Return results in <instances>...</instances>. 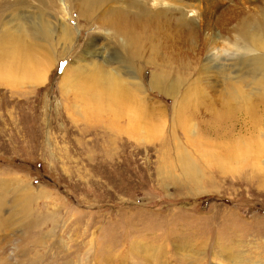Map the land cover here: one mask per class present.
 Masks as SVG:
<instances>
[{"label": "rangeland", "instance_id": "rangeland-1", "mask_svg": "<svg viewBox=\"0 0 264 264\" xmlns=\"http://www.w3.org/2000/svg\"><path fill=\"white\" fill-rule=\"evenodd\" d=\"M16 1L0 0V31L22 11L28 36L17 46L7 34L5 50L25 46L16 66H47L50 73L43 82L0 84V212L13 226L26 202L24 188L33 195L29 209L54 218L29 234L38 242L27 247L37 264H264V155L254 166L252 157L235 158L229 148L234 140L264 137V49L249 58L235 49L244 27H264V0H116L97 12L98 21L64 0L77 37L71 48L57 32L60 0L17 7ZM145 5L151 15L169 11L159 23L153 17L151 38L144 31L134 63L159 114L154 111L149 132L129 135L116 130L130 124L125 117L110 128L109 119L66 95L60 79L69 66L66 82L79 78L77 66L92 64L81 55L88 37L107 46L112 32L104 17ZM29 11L46 15V29L55 33L51 45L31 32L41 19ZM152 77L177 83L176 99L153 91ZM227 93L242 97L232 115ZM244 95L253 116L240 112L247 108ZM74 102L81 112L70 108ZM16 230L0 232V248L10 264H27L14 244Z\"/></svg>", "mask_w": 264, "mask_h": 264}, {"label": "bare ground", "instance_id": "bare-ground-1", "mask_svg": "<svg viewBox=\"0 0 264 264\" xmlns=\"http://www.w3.org/2000/svg\"><path fill=\"white\" fill-rule=\"evenodd\" d=\"M42 1L44 0H41V3ZM70 1L72 3L74 2L73 3L74 5L79 6L78 10L80 11L81 17H88V20L91 21H98V19L96 18L97 12L101 9H105L104 6L105 7L107 6L106 7L107 11H109L108 9L110 8L109 6H111L110 4L114 3L116 0H70ZM60 3L63 11V17L59 21V27L57 32L62 41L64 42L69 41V47L71 48V45H73L74 41L75 44L77 43L76 42L77 37L76 38L73 37L74 35L73 29L69 28V25L66 21L67 20L66 8H63L64 6H66L65 1L60 0ZM19 4H21L20 6H24L25 4L28 3L27 0H17L15 2V6L17 7L19 6ZM139 5L141 6V4ZM17 9L21 10L20 7ZM125 11L123 12L116 10L114 12H111L110 14H108L109 12L107 13L108 14V16L106 15L107 18L104 17V19H106L105 22H103V20L101 22L104 27L106 28L110 27L111 29L110 32H112L111 37L107 39L108 40L107 46L104 47L102 45V48H99L98 47L99 41L95 37H88L87 46L83 50L81 55L82 57L85 58L86 57L93 58L94 60L92 59V64L88 63L85 65L77 66L74 69V73L76 74L75 78L78 77L79 78L76 80L73 79L69 82H66L65 79L68 73L70 72L68 71V69H70L69 66L68 68L65 69V72L63 73L60 82H61V88L66 95L71 94L72 96H74L73 98H75V101L79 99L82 103L84 102L86 107L89 108V111L90 110H92V112L95 111V114L97 115L99 114L109 119V125L111 126L110 128L114 126L117 127L116 124H118L120 120H123L125 117L130 124L128 126H123L120 129L116 128V130L118 129L120 132H125L126 134L129 135H136L140 131L149 132V129H151L149 123L151 124V119L155 110L151 108V104H150L151 100L143 83L144 78L143 76L140 75L142 74V72H140V74L138 73L139 71H137V69L135 68L134 63L139 61V57H140L139 52H141V41H142L141 37L145 36L144 31H146L149 38H151V35H149L148 31H150L151 33L150 28L152 27L151 24L153 23V17L156 18L155 21L159 23L161 21L160 19L166 17L169 11L167 10L161 11L160 9V12L158 14L151 15L150 10L146 5L145 8L142 9L141 11L140 9L139 11L138 10L135 11L128 10L127 12ZM180 11L178 9V11L176 12H180ZM29 12L30 13H27V15H31L36 18L38 17L41 19L40 24L34 25L31 32H33V35L36 37L37 40L40 36L45 41L50 40V42L48 43L49 45H51L53 43L55 33L53 34L52 30L49 29L50 27L48 28V30L46 29V26L49 25L46 15L37 14V12L34 13L35 11L34 12L29 11ZM17 13H23V16L14 18L15 21L14 24L12 21L13 18L12 19L10 18L8 21L5 22L4 27L6 26V28H4V30L1 29L0 31V84L6 86H10V85L13 86L21 83V80L35 81L36 83L46 81L47 75L48 73H50L47 66H43L38 69L36 68L35 70L32 69L21 70L19 67L16 66L20 64L18 60L21 55L20 54L21 50L22 51L27 50L25 46L15 48L12 53H9L8 51L5 50L6 48H8L7 38H6L7 34L13 40H15V38L17 39V46L20 45L21 39H27L28 36V27H27L28 23L26 22L27 20L25 21L27 24L23 21V19L27 17L26 12L18 11ZM173 13H175V11H173ZM238 37H239L238 38L239 41H242L241 43L242 45L241 47H238L239 45H237V48L235 49H237L239 52L242 51L243 52L242 55H244L245 58H249V55L247 54H256L264 49V27L262 26H257L252 29H249L248 27H244L239 32ZM238 39L236 38L237 42ZM106 48L107 49L110 48L111 53L114 55L112 60L109 57L107 58L108 55L106 56L105 54ZM100 55H101V60H96L97 58H100ZM9 59L12 61V63L10 64H8ZM257 59L258 57L256 58V60ZM242 60L244 62L247 59H241V61ZM73 63L74 62H72L71 64ZM91 66L93 69L91 68ZM83 75H87V76L83 77ZM163 79L165 80V78ZM163 79L153 78L150 82L151 88L153 89V91H158L160 93L169 95L170 97L176 99L175 97L179 92L178 84L174 82L172 84L166 85L165 84L166 80L164 81ZM227 98H228L227 103L229 105V114L232 115L233 105H234L233 103L238 102L239 100L242 99V97L236 96L234 93H227ZM245 102L247 104V108L246 107L243 108L244 106L241 105L240 112L246 111L247 115L248 113L251 116L255 115V112H253V107L250 102V98L247 95L243 96V104H245ZM76 104L77 103L75 102L70 104V108L71 109L74 108L77 111L81 112L82 111L81 108L77 107ZM174 108H176V105L174 106ZM155 112L159 114V112L157 111ZM176 113H178L177 110L175 114ZM262 139H259L255 143L252 141H246L245 139L243 140L238 139L239 141L234 140L232 144L229 146V148H233L235 150V158H238L241 155H243V158L252 157L254 159L253 165L256 166L259 163H256L257 160L255 159L264 155V137H262ZM182 156H183L182 157L183 162H185V164L191 165L190 162L186 160V157L184 155ZM23 193L26 202L24 201L22 208L23 211H21L22 212L21 217L17 219V221L13 224V226H11L8 225L11 224L9 218H2V214L0 212V232L3 233L7 232V227L11 230H13L14 227L17 228L18 231L17 230L14 231L16 233V234L14 233V235L18 236L19 239H16L14 244L19 246L18 250L20 252H23V255L27 257V259L25 260L27 261V264H37L36 262L37 257L35 255L36 252L34 253L35 251L34 248L37 247L38 244L36 243L38 242L34 241L36 238L33 240V237H30L29 234L35 233L34 232L35 228H38L39 226H43L44 223H47L48 221H53L54 218L53 219L48 217L40 218L38 215H35L34 212H32L29 209V207L31 206L29 205V199H33V195L30 194L29 189L24 191L23 188ZM1 201L5 203V201L3 200ZM4 241H6L10 245L13 240L11 241L9 238H6L4 239ZM25 243L27 244V246L25 245ZM0 244H4V242ZM29 245H31L34 248H32L31 250H27V247ZM21 246L23 249H20ZM230 256L224 255V258L230 260L231 259ZM28 257L30 260L28 259ZM247 261L248 259H243L242 263ZM250 262L251 264H262L260 261H253V262L250 261ZM0 264H10L8 262V257L6 256L5 248H0Z\"/></svg>", "mask_w": 264, "mask_h": 264}]
</instances>
